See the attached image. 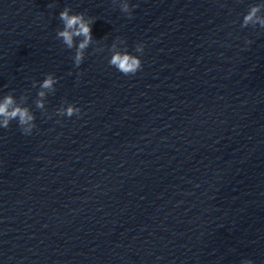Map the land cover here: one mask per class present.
Listing matches in <instances>:
<instances>
[{"label": "clouds", "instance_id": "1", "mask_svg": "<svg viewBox=\"0 0 264 264\" xmlns=\"http://www.w3.org/2000/svg\"><path fill=\"white\" fill-rule=\"evenodd\" d=\"M119 3L121 12L126 13L129 18L132 16L134 6H130L128 0H113V3ZM59 19L63 23V28L58 30L56 38L61 40L63 45L68 49L75 48L73 57L74 66L79 68L85 59L86 50L93 44L92 24L95 20L92 17L85 16L84 13H73L70 7H65L59 13ZM241 28L259 26L264 29V2L250 5L247 13L243 16ZM76 38H81L76 42ZM247 43H251L248 41ZM125 44L124 40L117 38L109 49L111 56L109 65L117 69L125 76H134L138 71L142 70L143 63L138 55L129 53L125 48L122 50L119 45ZM145 45L137 43L135 51L143 54ZM102 49H96L100 51ZM39 83V91L37 98L34 100L35 107L41 112L46 113L45 98L56 91L55 85L58 83V78L52 74H46L42 82L33 81L32 86L36 87ZM27 96L21 95L17 99L11 92L0 98V128L7 129L12 121H16L18 127L24 135H31L33 129L36 128L35 115L27 106ZM59 117H79L81 109L73 103L65 102L55 112ZM51 118V116H49ZM241 264H253L249 259H245Z\"/></svg>", "mask_w": 264, "mask_h": 264}]
</instances>
